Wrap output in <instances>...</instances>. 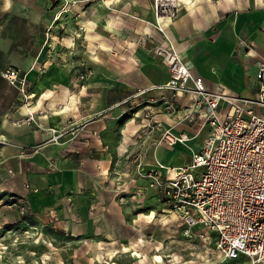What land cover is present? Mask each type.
<instances>
[{"label": "crops", "instance_id": "0c3cea01", "mask_svg": "<svg viewBox=\"0 0 264 264\" xmlns=\"http://www.w3.org/2000/svg\"><path fill=\"white\" fill-rule=\"evenodd\" d=\"M59 1L0 2V174L8 191L27 198L32 208L46 211L71 199L72 217L98 218L106 238L120 239L129 236L125 230L135 227L130 220L141 217L142 205L155 204L157 194L147 177L122 182L108 173L134 171L137 165L127 153L146 138L145 169L155 160L181 165L174 163L182 143L168 149L150 140L162 128L187 131L185 119L166 107L171 92L159 87L168 78L165 64L147 51L150 43L140 44L146 32L155 40L162 37L148 0H74L57 21L54 15L65 3ZM196 2L189 13L195 16L171 19L164 32L208 88L253 92L256 61L264 55V5L226 0L196 11ZM239 39L253 53L247 61L237 50ZM76 45L86 50L78 52ZM9 67L23 77L22 85L2 76ZM191 98L172 99L190 105ZM187 132L194 135L197 128ZM207 132L208 126L201 128L192 147H199ZM144 191L150 196L145 204L130 201ZM96 206L104 210L93 216L88 209ZM112 226L120 230L115 233Z\"/></svg>", "mask_w": 264, "mask_h": 264}, {"label": "built area", "instance_id": "2783aa9c", "mask_svg": "<svg viewBox=\"0 0 264 264\" xmlns=\"http://www.w3.org/2000/svg\"><path fill=\"white\" fill-rule=\"evenodd\" d=\"M64 1L58 14L66 13L75 3ZM154 10L155 26L162 37L155 40L146 32L140 44L150 43L147 51L167 68L168 78L159 87L168 89L172 98L192 95L190 105H177L171 98L166 104L168 111L198 122L194 135L162 128L159 139L172 145L193 138L204 126L208 132L199 147H190L188 162L167 165L155 160L145 169L147 164L139 161V174L156 190L160 212L174 217L178 225H186V230L205 229L193 233L212 244L216 261L246 259L245 264H264V55L256 61L253 92L241 95L210 89L202 76L191 73L164 32L166 25L160 19L173 18V10L158 11L156 2ZM237 50L245 61L253 54L243 39L238 40ZM76 71L80 78L85 77V71ZM1 74L10 84H23L14 68ZM28 115L32 118L31 111Z\"/></svg>", "mask_w": 264, "mask_h": 264}, {"label": "rangeland", "instance_id": "374dc122", "mask_svg": "<svg viewBox=\"0 0 264 264\" xmlns=\"http://www.w3.org/2000/svg\"><path fill=\"white\" fill-rule=\"evenodd\" d=\"M60 1L65 2L64 0ZM148 1L153 8L156 2L158 11L173 10L175 16L172 21L183 14L188 18L195 16V13L189 14L193 11L187 8L184 0ZM219 1L222 3L226 0H197L196 11H202V7L205 10L208 7L210 9L218 7ZM249 1L255 4L254 6L264 5V0ZM58 12L56 11L54 17H57V21H61L67 12L59 14ZM1 20H3L2 14H0L2 23ZM77 35L79 37L80 34ZM76 49L78 52L86 50L81 45L78 47L76 45ZM191 73L194 75L192 70ZM175 104L180 105L179 102H175ZM182 123L187 131L195 133L198 126L197 120L185 119ZM152 137L154 139L150 142L156 141L155 145L157 146L169 149L176 144L169 145L160 140L156 131ZM196 138L193 137L184 143L177 142L184 146L182 145V150L179 153L181 155L174 164H182L183 161L189 159L190 147L193 146ZM146 141L149 140L147 138L137 140L134 143L135 147L127 153L126 158L132 160L136 165L139 161L147 160L145 158L148 146V144L146 146ZM173 154L170 153V156ZM135 170L118 172L119 174L108 173L107 176L110 178L117 175V179L122 182L127 181L128 178H143L138 173L137 166ZM3 181V176L0 174V264H213L220 262L216 261L218 256L213 250L212 244L204 242L202 238L193 233L199 230L204 232L205 229L193 227L186 230V225H178V221L174 217L164 216V213L160 212L162 204L156 198L155 204L142 205L145 204L143 200L150 197L145 191L130 200L139 201L142 205L139 210L144 212L139 214L141 217L130 220L135 227L129 225L130 230H125L129 236L110 240L101 230L100 219L85 221L78 214L71 216L74 207L71 199L67 200L68 204L61 203L56 207L41 211L32 208L27 198L10 193ZM102 210L104 209L100 206L88 209L93 216ZM152 212H154V216L149 218L148 215ZM84 222H87V226ZM112 227L115 233L120 230V226ZM135 249L136 251H134ZM141 258L144 263L137 261Z\"/></svg>", "mask_w": 264, "mask_h": 264}, {"label": "bare ground", "instance_id": "6f19581e", "mask_svg": "<svg viewBox=\"0 0 264 264\" xmlns=\"http://www.w3.org/2000/svg\"><path fill=\"white\" fill-rule=\"evenodd\" d=\"M184 2H185V4H187V6H188V9H192V0H184ZM172 18H168V17H166L165 19L164 18H162L161 20H160V23L162 24V25H166L167 24V22H169L170 20H171ZM173 20V19H172ZM191 97H192V95H190ZM164 213V212H163ZM164 216H167L166 214H164ZM134 251H136V249L134 250ZM139 261H141V262H143V259H141V260H139Z\"/></svg>", "mask_w": 264, "mask_h": 264}, {"label": "water", "instance_id": "95a60500", "mask_svg": "<svg viewBox=\"0 0 264 264\" xmlns=\"http://www.w3.org/2000/svg\"><path fill=\"white\" fill-rule=\"evenodd\" d=\"M56 0H50V2L54 3Z\"/></svg>", "mask_w": 264, "mask_h": 264}]
</instances>
